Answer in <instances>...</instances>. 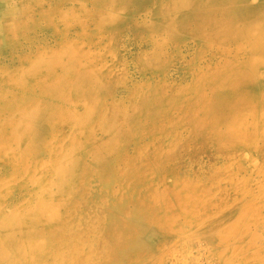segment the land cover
<instances>
[{
    "label": "rangeland",
    "instance_id": "rangeland-1",
    "mask_svg": "<svg viewBox=\"0 0 264 264\" xmlns=\"http://www.w3.org/2000/svg\"><path fill=\"white\" fill-rule=\"evenodd\" d=\"M231 6L11 0L0 264L34 230L18 264H264V27Z\"/></svg>",
    "mask_w": 264,
    "mask_h": 264
},
{
    "label": "bare ground",
    "instance_id": "bare-ground-1",
    "mask_svg": "<svg viewBox=\"0 0 264 264\" xmlns=\"http://www.w3.org/2000/svg\"><path fill=\"white\" fill-rule=\"evenodd\" d=\"M198 1H200V0H198ZM227 1V0H226ZM229 1V3H231V12H232V15L234 16V18H236L235 19V21L238 19V17L240 16V14H241V12L242 13H244L246 10H249V11H251V15H249V16H255V18L257 17V18H260L261 19V21L263 22L262 24H263V27H264V7L263 8H261V9H259V8H251V7H245V6H242V4H240V5H236V3L237 2H242L244 5H246L245 3L248 1V0H228ZM215 2H217V0H201V4H204V5H210V4H213V3H215ZM249 3V2H248ZM262 6V5H261ZM206 20H208L209 21V19H206ZM234 21V22H235ZM251 23H248V24H246L245 26H253V24H251ZM244 26V27H245ZM243 31L242 32H244L245 31V28L244 29H242ZM219 33V32H218ZM61 83V82H60ZM62 84V83H61ZM221 84H223V83H221ZM216 85H218V83L216 84ZM56 87V86H55ZM61 87V86H60ZM47 88V87H46ZM47 90V89H46ZM56 91V90H55ZM54 91V92H55ZM53 92V93H54ZM57 93V92H56ZM55 93V94H56ZM52 94V93H51ZM58 94V93H57ZM60 94V93H59ZM213 104H214V107H215V109L217 110V112H221V110L222 109H220V108H223V107H226L227 108V103H225V102H223L222 100H221V96L220 95H218V96H216V97H214V99H213ZM220 102V104H219V106L217 107V103H219ZM239 104V103H238ZM235 107H237V106H235ZM27 133V132H26ZM32 135V134H31ZM60 202V201H59ZM52 208V207H51ZM48 212H51V209L49 208L48 209ZM52 214V213H51ZM47 217V216H46ZM52 217V216H51ZM50 217V218H51ZM48 218V217H47ZM25 222V221H24ZM40 222V221H39ZM12 223V222H11ZM31 227L32 228H36V222L34 221V220H32L31 221ZM57 224V223H56ZM7 226V225H6ZM12 227V226H11ZM13 228V227H12ZM16 228V227H15ZM11 230V229H10ZM34 232H35V230L34 231H29V232H27V233H25L24 235V238L22 239V240H18L19 238H12L11 239V241L9 242V245H10V252L11 253H16V254H11L10 252H8L7 253V257H6V259L3 261L4 263H6V264H18L17 262L19 261V254L21 253V251H22V248L27 244V245H30L31 243L32 244H35V237L36 236H34ZM37 233V232H36ZM114 233H116L117 234V232H116V229L114 228ZM38 234V233H37ZM40 241V240H39ZM41 242V241H40ZM8 243V242H7ZM0 245H1V243H0ZM13 249V251H11ZM37 250V248H35V247H33L32 246V248H31V252L33 253V252H35ZM3 253V252H2ZM28 253H29V250H28ZM36 253V252H35ZM22 254V253H21ZM20 254V255H21ZM30 254V253H29ZM5 255V254H4ZM28 256V255H27ZM30 257V256H29ZM27 258V257H26ZM2 262V261H1ZM26 262V261H25Z\"/></svg>",
    "mask_w": 264,
    "mask_h": 264
},
{
    "label": "crops",
    "instance_id": "crops-1",
    "mask_svg": "<svg viewBox=\"0 0 264 264\" xmlns=\"http://www.w3.org/2000/svg\"><path fill=\"white\" fill-rule=\"evenodd\" d=\"M10 2H11V0H0V36L4 34V31L6 29L3 22L5 21V19L9 18L12 15V10L9 9ZM240 4H242V6H245V7L261 9L264 7V0H248L245 3L246 5H244L242 2L236 3V5H240ZM247 21L251 24H253V23L257 24V23H260L261 20H260V18H257V17L255 18V16H249L247 14H242L241 16L238 17L236 22H243L244 23L243 25L245 26V23ZM235 28L237 31H240L237 29L236 26H235ZM242 29H244V27ZM251 29H252V27L249 26V28H247V26H245V32L250 31Z\"/></svg>",
    "mask_w": 264,
    "mask_h": 264
}]
</instances>
